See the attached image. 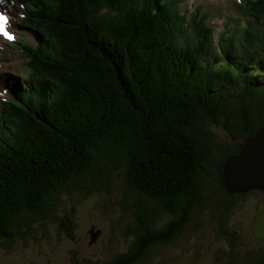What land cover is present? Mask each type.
I'll return each instance as SVG.
<instances>
[{
  "label": "trees",
  "instance_id": "obj_1",
  "mask_svg": "<svg viewBox=\"0 0 264 264\" xmlns=\"http://www.w3.org/2000/svg\"><path fill=\"white\" fill-rule=\"evenodd\" d=\"M39 1L35 35L51 39H36L21 81L45 94L30 100L20 89L0 108V251L41 241L47 225L73 239L75 216H58L61 202L121 189L142 235L128 221L136 242L105 264H137L184 232L214 193L231 203L246 195L226 191L222 168L264 126V24L250 12L264 16V0H246L252 20L224 24L219 48L202 4L185 23L178 0ZM51 40L60 65L40 76L41 42ZM211 125L232 141L220 159ZM253 264H264V248Z\"/></svg>",
  "mask_w": 264,
  "mask_h": 264
},
{
  "label": "rangeland",
  "instance_id": "obj_2",
  "mask_svg": "<svg viewBox=\"0 0 264 264\" xmlns=\"http://www.w3.org/2000/svg\"><path fill=\"white\" fill-rule=\"evenodd\" d=\"M202 1L204 0H186L181 5V11L186 12L185 15L190 17L194 10L191 5L200 4ZM241 1L216 0L215 2H228L229 5L221 7L219 3H216L204 6V10L210 12L212 18L218 14V18L211 21L217 48L221 45L216 41L217 35L222 34L225 22H229L228 19L233 30L236 29L235 21L238 18L239 21L242 20V24L244 20H252L247 17L252 15L239 6L247 1ZM27 5L29 0H8L3 7L6 8L7 19L10 20L8 26L16 34V39L4 40L0 36V92H2L1 84L3 83H21L20 75L26 68L24 61L27 52L17 45L22 41L19 35L26 37L30 46L34 44L35 39L32 33L22 30L19 26L25 25L33 30L41 29L39 27L41 24L38 23L39 17L30 13V5L29 8ZM250 12L260 19V24H264V16L258 15L255 10ZM38 38L51 39L47 35ZM183 38L189 39L190 32H185ZM230 38L233 46L240 45L241 41L237 42L234 35ZM41 46L49 58L46 57L39 62L37 71L40 76L43 75V67L46 64L49 67L52 64L55 68L56 65H60L57 64L59 61L57 57L51 58L55 54L56 47L59 46L58 43L51 40V42L46 41L45 44L41 42ZM193 46L190 45V47ZM20 93H23L24 98L32 100L37 96H44L45 89L27 85ZM2 96L0 94V101ZM0 108H2L1 104ZM208 129L213 141L219 146L216 154L220 159L224 155V149L232 144L231 138L217 126L211 125ZM220 146L223 151H219ZM117 180L116 186L112 187L113 190L119 187ZM252 191V193H249L251 191L242 193L246 194L244 196L233 198V203L227 200L223 202L221 196L216 197L219 193H214L213 198L196 213L184 232L174 241L154 247L151 254L137 264H253L254 259L264 248V193L263 191L254 192L260 190ZM121 197L122 191L119 189L111 194L96 190L88 194L80 192L76 198H67L57 207V213L61 216L60 213L65 211L73 212L75 216L73 239L55 225H47L46 230L41 232L40 237L44 236L41 241L27 238L26 241H18L8 251H0V264L113 263L119 256L128 252L132 244L136 242L134 235L127 231L128 221L132 228L138 229L137 234L142 235V230L137 227L136 221H130L134 219V212L123 213L125 209L121 205L122 202H118ZM226 208L231 209L223 217V211ZM165 222L166 218L160 223Z\"/></svg>",
  "mask_w": 264,
  "mask_h": 264
},
{
  "label": "water",
  "instance_id": "obj_3",
  "mask_svg": "<svg viewBox=\"0 0 264 264\" xmlns=\"http://www.w3.org/2000/svg\"><path fill=\"white\" fill-rule=\"evenodd\" d=\"M2 94L9 96L7 85L2 89ZM222 179L226 191L231 195L252 190L264 192V126L244 141L238 154L227 158L222 168Z\"/></svg>",
  "mask_w": 264,
  "mask_h": 264
},
{
  "label": "snow or ice",
  "instance_id": "obj_4",
  "mask_svg": "<svg viewBox=\"0 0 264 264\" xmlns=\"http://www.w3.org/2000/svg\"><path fill=\"white\" fill-rule=\"evenodd\" d=\"M7 17L0 13V33H2L7 39L12 40L14 37L6 30L7 25Z\"/></svg>",
  "mask_w": 264,
  "mask_h": 264
},
{
  "label": "bare ground",
  "instance_id": "obj_5",
  "mask_svg": "<svg viewBox=\"0 0 264 264\" xmlns=\"http://www.w3.org/2000/svg\"><path fill=\"white\" fill-rule=\"evenodd\" d=\"M38 2L41 3L39 0H38ZM243 2H244V1H243ZM2 8H3V7H2ZM228 21L230 22L229 19H228ZM225 23H226L227 25H229L227 21H226ZM8 24H9V21H8ZM8 28H9V27H8ZM9 31L12 33L11 28H9ZM178 34H179V33H178ZM15 38H16V36L14 37V39H15ZM1 45H2V44H1ZM57 49H58V48H57ZM57 51H58V50H57ZM42 58H43V57H42ZM41 60H42V59H41ZM42 61H43V60H42ZM0 71H1V70H0Z\"/></svg>",
  "mask_w": 264,
  "mask_h": 264
},
{
  "label": "flooded vegetation",
  "instance_id": "obj_6",
  "mask_svg": "<svg viewBox=\"0 0 264 264\" xmlns=\"http://www.w3.org/2000/svg\"><path fill=\"white\" fill-rule=\"evenodd\" d=\"M256 192H259V191H256ZM132 246H133V244H132Z\"/></svg>",
  "mask_w": 264,
  "mask_h": 264
}]
</instances>
